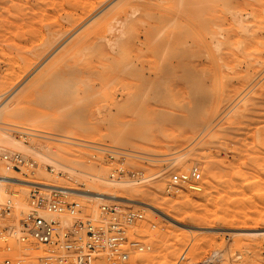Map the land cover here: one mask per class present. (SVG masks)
I'll use <instances>...</instances> for the list:
<instances>
[{
    "label": "rangeland",
    "instance_id": "1",
    "mask_svg": "<svg viewBox=\"0 0 264 264\" xmlns=\"http://www.w3.org/2000/svg\"><path fill=\"white\" fill-rule=\"evenodd\" d=\"M142 1L0 0V150L37 162L19 179L119 197L70 195L88 214L143 213L126 236L149 249L95 264H260L264 0ZM104 146L133 177L109 181ZM194 166L201 191L166 190Z\"/></svg>",
    "mask_w": 264,
    "mask_h": 264
},
{
    "label": "built area",
    "instance_id": "2",
    "mask_svg": "<svg viewBox=\"0 0 264 264\" xmlns=\"http://www.w3.org/2000/svg\"><path fill=\"white\" fill-rule=\"evenodd\" d=\"M93 149L98 154L104 153L109 163H118L112 168L109 181L127 174L134 176L121 165L123 152L106 146ZM36 167L33 158L19 151L0 150V179L10 171L27 177ZM46 168L64 176V171L53 165ZM23 180L28 187L24 205L11 192L0 202V264H95L103 253L125 261L131 253L149 249L145 241L126 236L127 228L143 217L140 210L112 201L100 204L91 215L86 213V206L70 197L72 188ZM181 189L201 191V172L197 166L177 171L167 179L168 192L177 193ZM39 247L43 252L35 254ZM260 264H264V246Z\"/></svg>",
    "mask_w": 264,
    "mask_h": 264
},
{
    "label": "bare ground",
    "instance_id": "3",
    "mask_svg": "<svg viewBox=\"0 0 264 264\" xmlns=\"http://www.w3.org/2000/svg\"><path fill=\"white\" fill-rule=\"evenodd\" d=\"M135 1V0H134ZM138 1V3L140 4L141 2V4H143V5H145L146 3H147V1H142V0H140L141 2H139V0H137ZM132 3V2H131ZM134 3H137V2H133V4ZM149 5V4H148ZM236 14V13H235ZM71 50V49H70ZM79 61V60H78ZM224 65V64H223ZM221 68V67H220ZM264 86V85H263ZM263 89H264V87H263ZM261 93V92H260ZM75 94H77V91L75 90L74 91V95ZM12 175H14V174H11V172H7V173H5V176H4V178H1L0 179V183L1 182H5V183H12V184H18V185H24L25 184V180H23V179H19V178H13L14 176H12ZM111 181V180H110ZM112 181H115L114 179H112ZM38 183H41V184H43L42 182H38ZM3 184V183H2ZM1 184V185H2ZM6 185V184H5ZM71 190V193H73V195L74 194H77V195H81V196H89V197H94V198H96V199H102V200H104V199H108V197H113V198H119L118 196H113V195H111V194H109L108 192H100V190L98 191H80V190H76V189H70ZM124 200H129V199H127V198H124ZM145 203V202H144ZM150 209H158L157 207H156V204H149V203H145Z\"/></svg>",
    "mask_w": 264,
    "mask_h": 264
}]
</instances>
